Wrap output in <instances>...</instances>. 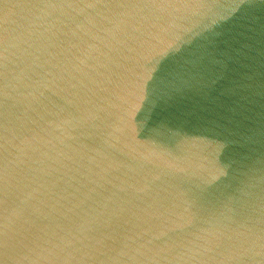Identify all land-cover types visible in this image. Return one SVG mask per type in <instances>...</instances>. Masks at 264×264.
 I'll return each mask as SVG.
<instances>
[{
	"label": "water",
	"instance_id": "95a60500",
	"mask_svg": "<svg viewBox=\"0 0 264 264\" xmlns=\"http://www.w3.org/2000/svg\"><path fill=\"white\" fill-rule=\"evenodd\" d=\"M0 264H264V0H0Z\"/></svg>",
	"mask_w": 264,
	"mask_h": 264
}]
</instances>
